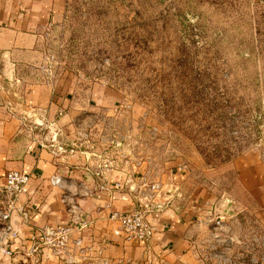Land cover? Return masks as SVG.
Here are the masks:
<instances>
[{"label":"rangeland","instance_id":"rangeland-1","mask_svg":"<svg viewBox=\"0 0 264 264\" xmlns=\"http://www.w3.org/2000/svg\"><path fill=\"white\" fill-rule=\"evenodd\" d=\"M0 8L8 44L33 46L30 55L0 51V110L56 162L80 154L106 182L118 180L106 171L126 165L133 177L117 190L136 200L142 177L163 188L166 171L185 165L198 190L188 234L197 264H264V205L222 172L264 144V2L0 0ZM22 57L29 63L16 76L12 59ZM40 80L52 88V115L22 96ZM71 105L66 129L59 121ZM87 185L85 196L97 195ZM14 198L0 185V212Z\"/></svg>","mask_w":264,"mask_h":264},{"label":"crops","instance_id":"crops-1","mask_svg":"<svg viewBox=\"0 0 264 264\" xmlns=\"http://www.w3.org/2000/svg\"><path fill=\"white\" fill-rule=\"evenodd\" d=\"M264 2V0H259ZM6 16V10L0 8V18ZM6 29L0 27V51L13 49L12 54L21 51L30 55V44H8ZM29 57V56H24ZM13 58L16 76L22 74L18 67L29 63L28 58ZM0 77V84L3 83ZM26 104L32 105L39 112L48 115L58 108L52 99V88L42 80L21 90ZM72 105L59 123L72 129L67 119L72 113ZM57 162L47 148H42L24 131L19 122L11 119L0 110V185L4 184L8 170H20L30 176L25 192L18 194L12 203L10 219L3 225L11 224L19 235L11 241L14 254L0 258V264H55L56 258L46 257L45 251L26 255L32 246V236L38 238L40 228L45 224L65 225L72 216L87 218L92 225L85 231L87 238L94 239L103 247L104 253L113 259L130 260L134 264H197L191 253L188 234L193 223V211L197 202V186L189 183L192 171L179 164L166 171L162 178L163 188L156 194V203L160 210L147 216L154 227L152 238L145 242H129L123 237L120 224L109 218L117 209L131 210L138 206V201L128 189L100 190V181L92 171L84 167L83 156L64 153ZM77 164V165H75ZM132 169V168H130ZM233 171L238 185L247 192L258 194L259 202L264 205V144L258 151H248L222 167V172ZM62 178L60 185H52L50 178ZM108 179L125 180L133 177L126 165L118 164L106 171ZM97 195L85 196L84 185ZM21 210L26 211L25 218ZM3 227H0V236Z\"/></svg>","mask_w":264,"mask_h":264},{"label":"built area","instance_id":"built-area-1","mask_svg":"<svg viewBox=\"0 0 264 264\" xmlns=\"http://www.w3.org/2000/svg\"><path fill=\"white\" fill-rule=\"evenodd\" d=\"M94 156L97 155L94 154ZM99 173L102 174V171L96 172V175ZM29 181L30 176L27 173L20 170H8L4 178V189L14 198L26 191ZM51 183L58 184L60 179L53 176ZM123 185L121 180L104 181L99 185V189L111 191L122 188ZM138 186L143 190V193L141 197L137 196L139 202L137 207L128 211L114 210L109 214V218L119 222L123 237L129 242H145L152 238L154 227L147 216L154 207H160L153 200L154 194H157L162 188L159 181H148L147 177H142ZM146 192H149V194ZM89 193L91 194L87 190L83 192L84 195ZM11 205L12 203L9 202L8 207L0 212V219L4 221L10 219ZM70 210L72 211V216L68 223L65 225L45 224L40 228L38 238L35 235L32 236L33 244L26 251V255H32L44 250L47 258L50 256L56 258L55 264H134L130 260L113 259L107 256L102 246L94 239L87 238L88 235H85V231L92 225L91 221L80 217L75 219L74 216L76 214L73 208ZM21 213L25 218L28 217L26 211L21 210ZM2 227L0 258L11 257L14 254V250L10 243L18 237L19 232L17 229H13L9 223Z\"/></svg>","mask_w":264,"mask_h":264}]
</instances>
